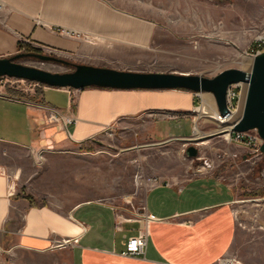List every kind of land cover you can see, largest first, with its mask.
Instances as JSON below:
<instances>
[{
    "label": "crops",
    "instance_id": "crops-1",
    "mask_svg": "<svg viewBox=\"0 0 264 264\" xmlns=\"http://www.w3.org/2000/svg\"><path fill=\"white\" fill-rule=\"evenodd\" d=\"M0 6L5 11L0 20V58L11 57L30 44L107 67L95 62L97 42L145 44L151 39V27L140 31L138 21L124 17L108 0H0ZM58 30L85 36L70 38ZM54 89L32 96L0 90V264H20L11 263L9 257L21 253L49 254L61 259L60 264H216L236 255V191L213 173L184 182L164 179V184L146 192V213L156 220L149 226L145 254L138 257L121 255L128 239L142 227L137 219L128 221L136 215H120L102 200L64 205L63 193L53 180L59 163L72 160L65 151L108 131L132 129L133 135L121 136V145L132 148L190 139L195 117L172 120L167 113L195 112L204 99L215 109L213 94ZM47 108L71 111L78 122L67 130L49 125ZM42 184L50 187L45 196L38 195ZM65 241L69 244L62 246Z\"/></svg>",
    "mask_w": 264,
    "mask_h": 264
},
{
    "label": "rangeland",
    "instance_id": "rangeland-1",
    "mask_svg": "<svg viewBox=\"0 0 264 264\" xmlns=\"http://www.w3.org/2000/svg\"><path fill=\"white\" fill-rule=\"evenodd\" d=\"M108 2L119 8L124 17L138 21L140 31L144 27H151L152 31L151 39L145 44H94L98 54L95 62L108 68L214 78L230 69L248 70L249 67L244 65L253 61L255 43L264 36V0ZM4 14V8L0 6V20ZM88 42L86 44L92 46L89 44L92 41ZM19 53H39L63 60V64L43 62L37 58L18 61L52 73L72 72L75 65H88L83 58L51 54L30 44L21 46ZM0 90L32 96L44 89L27 81L0 78ZM235 91L239 94L237 103L233 101L238 118L244 101V84L236 87ZM204 103L205 99L202 105ZM213 106L218 110L216 102ZM200 108L196 107L195 112L167 113L172 120L195 117L202 135H196L194 130L189 138L197 139L193 144L199 150L197 158L187 157L186 149L192 145L187 140L132 148L127 143L121 145V136L133 135L132 129L113 130L95 141L76 144L65 151L72 160L59 163L55 169L57 172H52L53 180L57 181V188L63 193L60 196L65 200L64 205L70 207L86 199L102 200L113 205L120 215L133 217L144 211V197L150 189L148 180L151 177L184 182L206 172L213 173L236 191V255L244 264H264V155L254 148L237 144L230 136L229 140L226 139V134L203 139L222 129L216 120L200 117ZM40 165L45 172L44 160L41 159ZM37 188L40 196H45L50 189L43 184ZM9 260L20 264H60L61 259L49 254L21 253L9 257Z\"/></svg>",
    "mask_w": 264,
    "mask_h": 264
},
{
    "label": "water",
    "instance_id": "water-1",
    "mask_svg": "<svg viewBox=\"0 0 264 264\" xmlns=\"http://www.w3.org/2000/svg\"><path fill=\"white\" fill-rule=\"evenodd\" d=\"M22 58L64 63L63 60L49 55L19 53L13 57L0 58V78L25 80L55 89L83 90L97 87L114 90H185L198 94L211 93L222 118L232 113L228 103V90L233 86L246 84L239 117L228 127L203 139L256 130L263 140L261 152L264 155V51L254 57L248 70L230 69L214 78L191 74L121 71L93 65H75V70L72 72L52 73L19 63ZM186 140L192 144L186 149L187 157L197 158L199 150L193 145L197 143V139Z\"/></svg>",
    "mask_w": 264,
    "mask_h": 264
},
{
    "label": "built area",
    "instance_id": "built-area-1",
    "mask_svg": "<svg viewBox=\"0 0 264 264\" xmlns=\"http://www.w3.org/2000/svg\"><path fill=\"white\" fill-rule=\"evenodd\" d=\"M58 33L65 35L67 37H70V38H80L81 37L80 33H77L74 31L58 30ZM263 51H264V36L258 39L255 43V50H253L254 52L253 59L255 56L263 53ZM4 78H7V77H4ZM4 78H1V79H4ZM8 79H11V78H8ZM30 83L34 87H39L42 89L49 88V87L43 86L38 83H34V82H30ZM236 87L238 86H233L232 88L228 90V103H229V108L232 113L226 118H222L219 115L218 120L221 122H224L227 120L230 121L232 118V115L235 113L236 109L233 104V101L239 96V94H237L235 91ZM64 90L68 91L69 93L80 91V90H74V89H64ZM46 120H47V124L60 125L65 130H67L68 127H70L71 125H75L78 122V119L73 113H71V111L63 112L62 110L57 109V108H47ZM251 132L254 133V135H251L250 134ZM229 136L231 137V140L236 142L237 144H240L242 146L244 145L247 148H254L256 152H259L262 154L261 146L263 144V140L256 130L249 131L246 133H232V134H229ZM69 137L71 136L69 135ZM148 181L150 183V188L157 187V186L164 184V179H162L161 177H151ZM143 209L144 211L141 215H137L136 217L128 219V221H132L134 219L139 220L142 224V227L137 236H134L128 239L126 243V249L121 253L122 256L138 257V256H142L145 254L146 247H147V240L149 237V226L156 219L153 216L146 213L145 207ZM67 244H69V242L65 241L61 245L64 246ZM216 264H243V262L241 261V259H239L238 256L230 255V256L223 257Z\"/></svg>",
    "mask_w": 264,
    "mask_h": 264
},
{
    "label": "bare ground",
    "instance_id": "bare-ground-1",
    "mask_svg": "<svg viewBox=\"0 0 264 264\" xmlns=\"http://www.w3.org/2000/svg\"><path fill=\"white\" fill-rule=\"evenodd\" d=\"M251 64H252V60L249 62H246L244 66L248 68L249 66H251ZM246 88H247V85L244 84V90L245 91H246ZM245 91H244L242 101L244 100V97H245ZM198 111L200 112V117L211 118L213 120H216L219 123V126L221 129L228 127V125H230L231 123H233L237 119V113H234L232 115V118L230 121H228V120L224 121V122L219 121L218 120L219 113L217 112L216 109L212 108V104L208 100L205 101L203 107H201ZM195 131H196V135H198V136L202 135V132L200 131V129L197 126L195 128ZM225 138L229 140V134H226Z\"/></svg>",
    "mask_w": 264,
    "mask_h": 264
},
{
    "label": "trees",
    "instance_id": "trees-1",
    "mask_svg": "<svg viewBox=\"0 0 264 264\" xmlns=\"http://www.w3.org/2000/svg\"><path fill=\"white\" fill-rule=\"evenodd\" d=\"M253 50H255V47L253 48ZM238 91V90H237ZM235 104L237 103V99H235V102H234Z\"/></svg>",
    "mask_w": 264,
    "mask_h": 264
}]
</instances>
